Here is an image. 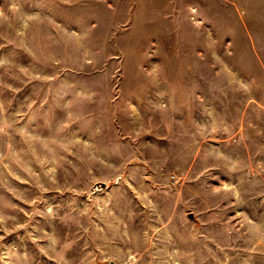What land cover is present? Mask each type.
<instances>
[{"label": "rangeland", "instance_id": "rangeland-1", "mask_svg": "<svg viewBox=\"0 0 264 264\" xmlns=\"http://www.w3.org/2000/svg\"><path fill=\"white\" fill-rule=\"evenodd\" d=\"M112 263L264 264V0H0V264Z\"/></svg>", "mask_w": 264, "mask_h": 264}, {"label": "water", "instance_id": "water-1", "mask_svg": "<svg viewBox=\"0 0 264 264\" xmlns=\"http://www.w3.org/2000/svg\"><path fill=\"white\" fill-rule=\"evenodd\" d=\"M190 219H191V220H194L195 217L191 214V215H190ZM112 264H114V263H112Z\"/></svg>", "mask_w": 264, "mask_h": 264}]
</instances>
